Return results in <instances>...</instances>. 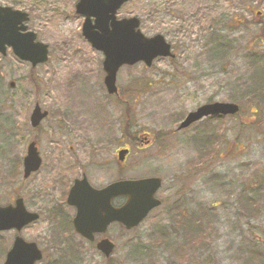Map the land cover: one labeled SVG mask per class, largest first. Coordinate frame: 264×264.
I'll return each instance as SVG.
<instances>
[{
    "label": "rangeland",
    "instance_id": "1",
    "mask_svg": "<svg viewBox=\"0 0 264 264\" xmlns=\"http://www.w3.org/2000/svg\"><path fill=\"white\" fill-rule=\"evenodd\" d=\"M40 1L0 0L30 11L51 49L36 67L11 50L0 55V204L22 197L41 216L20 232H0V264L16 235L42 250L36 264H264V0L125 3L118 18L138 17L143 33L164 35L176 58L125 65L119 95L107 92L103 55L82 35L78 0ZM214 101L237 103L241 112L179 129ZM37 104L49 114L33 127ZM33 141L43 163L25 178ZM83 174L96 187L162 179L156 196L163 203L142 224L104 232L115 245L110 258L69 226L75 208L67 192ZM201 215L207 219L197 237L190 216Z\"/></svg>",
    "mask_w": 264,
    "mask_h": 264
},
{
    "label": "water",
    "instance_id": "2",
    "mask_svg": "<svg viewBox=\"0 0 264 264\" xmlns=\"http://www.w3.org/2000/svg\"><path fill=\"white\" fill-rule=\"evenodd\" d=\"M127 1L129 0H80L76 7L77 12L83 14L86 19L82 28L84 37L105 55V83L110 94H116L117 71L125 64L135 65L141 61L151 66L158 56H174L170 43L162 34H143L139 28L141 21L138 17L116 18L118 10ZM27 18V13L20 10L0 7V52L5 54L7 46L10 45L16 55L23 60H30L32 65L37 66L47 61L48 46L41 42L36 43L34 32L21 33L27 26L20 24ZM239 111L237 103L204 104L192 111L179 129L186 128L204 117L236 115ZM47 115L48 111L36 105L30 117L32 125L39 126ZM27 152L23 160L25 177H29L42 165L34 142ZM128 153V149H122L118 158L125 160ZM74 182L68 192L67 203L77 208L73 220L76 231L89 240L95 239V233L106 232L112 222L123 223L127 229L138 226L151 210L162 202L156 197V192L162 186V179L155 176L124 179L98 189L93 187L85 176L76 178ZM120 196L126 197L125 204L116 207L112 200ZM39 217L38 213L28 211L24 200L18 198L15 205L0 206V231L13 228L21 231L25 225L35 222ZM14 239L4 264H36L42 260V250L38 249L34 242L19 235ZM97 246L106 257H110L115 245L110 239L104 238Z\"/></svg>",
    "mask_w": 264,
    "mask_h": 264
},
{
    "label": "trees",
    "instance_id": "3",
    "mask_svg": "<svg viewBox=\"0 0 264 264\" xmlns=\"http://www.w3.org/2000/svg\"><path fill=\"white\" fill-rule=\"evenodd\" d=\"M219 40H220V38H219ZM262 58H264V56L262 57ZM261 61H262V59H261ZM263 63H264V59H263V61H262ZM258 91H262V92H264V85H262V86H260L259 88H258ZM258 91H252V93L251 94H249V95H253V96H257L258 94ZM214 118V117H213ZM208 143H210V139L208 138ZM246 201V200H245ZM240 203L239 204H241L242 203V199H240V201H239ZM247 204H248V207H247ZM247 204L245 205L246 207H247V212H250V207L252 206V203H249V202H247ZM254 209V212H257L258 211V209H257V207H254L253 208ZM206 212V211H205ZM211 212V211H210ZM252 213V212H251ZM204 215L206 214V215H208V213H203ZM205 215V216H206ZM190 219H191V222L190 223H194L193 225H194V227H192V229H193V231H194V235L195 236H197V237H202L203 236V231H201V228H202V226L205 224V220L207 219V218H204L203 219V216L201 215V220H198L199 218L198 217H192L191 218V216H190ZM209 220V222H211V220L210 219H208ZM69 226H70V223H69ZM206 226H207V224H206ZM71 228H72V226H71ZM205 237H207V234L205 235ZM257 241V240H256ZM258 253H260V252H258ZM263 255V254H262ZM264 256V255H263Z\"/></svg>",
    "mask_w": 264,
    "mask_h": 264
},
{
    "label": "flooded vegetation",
    "instance_id": "4",
    "mask_svg": "<svg viewBox=\"0 0 264 264\" xmlns=\"http://www.w3.org/2000/svg\"><path fill=\"white\" fill-rule=\"evenodd\" d=\"M37 1H40V0H37ZM54 1V0H53ZM56 2H57V4L58 3H60V4H63V5H66V6H68L70 3H71V1L72 0H55ZM79 1V0H78ZM77 1V2H78ZM0 4L1 5H7V4H2L1 2H0ZM77 4V3H76ZM75 4V5H76ZM37 5L38 6H46L47 4L46 3H43L42 2V0L39 2V3H37ZM62 5V6H63ZM7 6H10V5H7ZM10 7H12L13 9H15L13 6H10ZM16 9H18V10H21V11H24V12H27L28 13V16H29V19H28V23H27V26H28V29H30V30H32V31H34V32H36L35 30H34V28L32 27V25H31V20H32V15H31V12L30 11H28V10H23V9H19V8H16ZM76 10V9H75ZM21 25V24H20ZM37 34H38V39H39V33L38 32H36ZM212 35H216V37L218 36L217 34H215L214 32L212 33ZM40 40V39H39ZM49 45V44H48ZM49 48H50V46H49ZM50 50L51 49H48V53H49V56L51 55V53H50ZM173 51H174V48H173ZM174 57L173 58H170V59H173V60H175V58H176V53H175V51H174ZM49 60V59H48ZM106 76V75H105ZM104 80H105V77H104ZM116 83H117V81H116ZM117 87H118V90H117V92H116V94H112V95H119L118 93H119V86H118V83H117ZM110 94V93H109ZM148 134V133H147ZM149 135V134H148ZM133 141H135V138H133ZM122 149H130V147L129 148H122ZM130 151H131V149H130ZM130 153V152H129ZM86 177L87 178V176L85 175V174H83L82 175V177H76V178H83V177ZM75 178V179H76ZM75 179H74V181H75ZM93 185V184H92ZM94 186V185H93ZM94 187H96V186H94ZM99 187V186H98ZM98 187H96V188H98ZM69 221H70V219H69Z\"/></svg>",
    "mask_w": 264,
    "mask_h": 264
}]
</instances>
